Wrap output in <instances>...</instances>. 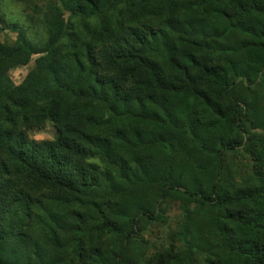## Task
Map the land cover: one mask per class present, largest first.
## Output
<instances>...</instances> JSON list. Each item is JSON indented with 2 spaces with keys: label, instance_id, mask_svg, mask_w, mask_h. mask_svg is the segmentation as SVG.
Masks as SVG:
<instances>
[{
  "label": "trees",
  "instance_id": "1",
  "mask_svg": "<svg viewBox=\"0 0 264 264\" xmlns=\"http://www.w3.org/2000/svg\"><path fill=\"white\" fill-rule=\"evenodd\" d=\"M0 264H264V0H0Z\"/></svg>",
  "mask_w": 264,
  "mask_h": 264
},
{
  "label": "rangeland",
  "instance_id": "2",
  "mask_svg": "<svg viewBox=\"0 0 264 264\" xmlns=\"http://www.w3.org/2000/svg\"><path fill=\"white\" fill-rule=\"evenodd\" d=\"M27 67H17L14 69H11L9 71L10 78L16 83L19 82L23 76L26 73ZM54 128L50 125V123H46L45 127L41 129L40 131H35L31 133V135L35 139H50L55 134ZM179 213L180 209L177 206V204H170L166 210V214L168 216V222L164 225H161L159 227H155V229L152 231L151 236L149 237L150 240H154L157 242H165L166 238H169L171 234L173 233V230L176 229V222L179 219ZM169 240H167L168 243Z\"/></svg>",
  "mask_w": 264,
  "mask_h": 264
}]
</instances>
